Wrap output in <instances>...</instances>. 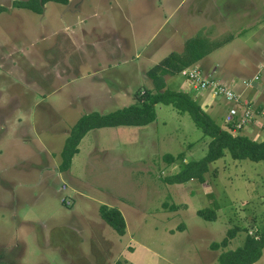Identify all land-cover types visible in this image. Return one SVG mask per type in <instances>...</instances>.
Listing matches in <instances>:
<instances>
[{
    "label": "rangeland",
    "instance_id": "374dc122",
    "mask_svg": "<svg viewBox=\"0 0 264 264\" xmlns=\"http://www.w3.org/2000/svg\"><path fill=\"white\" fill-rule=\"evenodd\" d=\"M16 4L0 9V264H219L222 252L264 229L263 162L234 161L225 152L208 166L202 183H164L202 159L210 142L188 113L172 106L155 105V120L146 126L89 131L67 170L59 156L80 117L137 104L152 87L146 71L177 53L180 32L170 30L176 25L171 10L177 8L179 17L198 15L203 23L196 29L205 25L219 43L250 23L247 12L258 17L252 22L259 29L263 0H82L78 12L45 2L39 13L31 10L35 0L27 2L30 8ZM235 18L241 26L230 25ZM107 24L124 40L105 32ZM263 41L264 34L251 49L255 56L239 39L215 50L203 70L218 65L220 78L197 65L185 69L198 67L264 113ZM237 64L248 71L239 74ZM255 77L257 83L247 86ZM178 78L164 77L167 87L226 110L220 94ZM257 120L240 135L264 141ZM166 154L184 158L167 164ZM102 205L121 213L123 236L102 220ZM199 211L213 212L215 220L202 219ZM234 228L226 249H210ZM255 264H264V248Z\"/></svg>",
    "mask_w": 264,
    "mask_h": 264
},
{
    "label": "trees",
    "instance_id": "16d2710c",
    "mask_svg": "<svg viewBox=\"0 0 264 264\" xmlns=\"http://www.w3.org/2000/svg\"><path fill=\"white\" fill-rule=\"evenodd\" d=\"M31 8L35 12L41 11L38 5ZM57 2L67 4V0H42L45 2ZM22 8L27 3L16 1ZM2 9V8H0ZM231 37L223 41L210 42L207 38L197 36L185 41L180 53H170L146 71L147 77L152 81V87L138 96V103L129 105L120 110L108 114L91 113L80 117L69 130L60 152L61 170H67L71 160L78 153V145L83 137L92 130L102 128L146 126L155 120V105L163 104L172 106L181 113H188L204 136L210 139L208 150L204 157L197 161L186 163L177 173L163 178L164 183L169 185H181L190 180L199 183L204 181V174L208 166L224 157L225 152L234 161L249 160L251 162L264 163V141L257 142L247 136L234 135L228 127H221L205 113L199 104L194 101L185 91L167 87L164 77H177L182 70L191 67L202 58L219 48ZM184 155L176 157L166 154L163 159L167 164H173L177 160H183ZM99 213L104 222L110 226L119 236L125 233V221L121 213L112 207L102 205ZM199 211L198 216L206 221H214L213 212ZM238 229L228 230L226 236L219 243H212L210 249L227 248L231 240L236 236ZM264 248V229L256 236L247 235L243 245L235 250L222 252L218 257L219 264H255L262 255Z\"/></svg>",
    "mask_w": 264,
    "mask_h": 264
},
{
    "label": "crops",
    "instance_id": "0c3cea01",
    "mask_svg": "<svg viewBox=\"0 0 264 264\" xmlns=\"http://www.w3.org/2000/svg\"><path fill=\"white\" fill-rule=\"evenodd\" d=\"M264 1V0H263ZM197 6V5H196ZM210 6V5H209ZM204 7H207V4H204L203 5V7L201 8L202 9V11H201V15L204 17L206 14H208V11L207 10H204ZM65 10H66V7H65ZM78 10H79V6H78V9H77V11L76 12H78ZM67 12V11H66ZM179 11H178V9L176 8V9H173V10H171L170 11V17H173V16H175V23H176V25H170V30H172V31H174L175 32V34L176 33H179L180 32V35H179V42H177V45H178V47H177V45H176V48H174L173 50H175L177 53H180L181 51H182V49H183V44H184V42H185V40H188V39H190V38H195V37H197V36H200V37H204V38H207L210 42H213L214 40H215V38H217V37H212V36H208L207 35V31H209V29L207 28L206 29V26L205 25H200L199 26V28L198 29H196V23L197 24H200V23H203V22H201V20L202 19H200V18H198V15H196V16H194V13L192 12L191 14H188V12L187 13H184V14H182L180 17L177 15V13H178ZM206 13V14H205ZM195 14H196V12H195ZM245 15H248L247 17H245V19H248V18H250V23L245 27V28H240L238 31H236V32H230L229 33V31H227L228 33H229V36L228 37H231V39L228 41V42H225L224 44H222L219 48H217V49H220V48H222V47H226L227 45H229V44H231L232 42H234L235 40H237V39H239V40H241V43L243 44V48L245 49V50H247V46L246 45H248V47H249V49H248V53L250 54V55H252V56H255V55H257L258 53H256V52H254V51H251V49H253V48H255L254 46L256 45V44H258V41H259V39L262 37V35L264 34V20L260 23V28L259 29H255V27H256V23H254V22H252V20H256L258 17L256 16V17H253V18H251V15H250V12H247ZM183 16H184V18H183ZM261 16V15H260ZM200 19V20H199ZM239 19H240V17H239ZM177 20H182L181 21V24L180 25H178V22H177ZM234 22L233 23H231L230 25H234V27H236L237 25H239V26H241L242 24L239 22H237V19L235 18L234 20H233ZM165 24V23H164ZM164 24H162L161 26H159L158 27V30L160 31V32H162L163 31V25ZM177 25H178V27H177ZM116 27H114L113 25H111V24H107L106 25V29H105V32H109L111 35H113L114 33H113V31H115V32H117L118 34H117V37H116V39H123L124 40V38L122 37V36H120L119 37V32H118V29H115ZM142 30V29H141ZM198 30V31H197ZM103 31V30H102ZM102 31H100V32H102ZM194 31H197V32H194ZM224 31H226V29L224 30ZM245 32H247V34H246V36H243V34L245 33ZM183 35H185V36H183ZM186 36H188V37H186ZM213 38V39H212ZM165 40V37H163L162 38V42ZM161 42V43H162ZM108 43V42H107ZM118 42H115V47H116V44H117ZM263 44H264V41H263ZM113 45H114V41H113ZM122 49V43H120L119 42V47H117L116 49H117V51H119V49ZM216 49V50H217ZM155 50H158L157 49V47H156V49ZM154 51V50H153ZM215 51V50H214ZM214 51H212L210 54H208L207 56H205L204 58H202L199 62H197L195 65H197V66H199L202 70L203 69H205V65H204V63L206 62V63H208V61L209 62H211V60L209 59V56L214 52ZM246 52V53H247ZM97 55L99 56H101V53L100 52H98L97 53ZM165 57V56H164ZM244 63V62H243ZM195 65H193V66H195ZM213 65V64H212ZM211 65V66H212ZM256 65V64H255ZM260 63H258V68H256L257 70H259V67H260ZM236 71L237 72H239V74L241 73V71L243 70L244 72H247L248 70H246V67L244 66V65H239V64H237L236 65ZM208 69H210V70H208ZM94 71V70H93ZM204 71V70H203ZM226 71V70H225ZM205 72V71H204ZM223 71H221L220 69H219V66L218 65H215V66H213V67H211V68H207L206 69V72L205 73H207V76H211V77H213V75H215V76H217V77H219L220 78V73H222ZM180 76V75H179ZM215 76L213 77V78H215ZM177 79H179L178 78V76L176 77ZM181 78V77H180ZM216 79V78H215ZM219 81H221V80H219ZM258 88V89H257ZM257 89V90H256ZM179 90H181V89H179ZM255 91L256 92H258V94H259V98L258 99H260L261 97H262V93H261V91H262V86L261 87H256L255 88ZM196 92V91H195ZM238 93V92H237ZM239 94H241V93H239ZM189 96H191V95H189ZM195 96H198L197 94L195 95ZM244 98H248V97H246V96H243ZM193 98L196 100V101H198L199 102V98H195L194 96H193ZM205 99V98H204ZM199 105H200V107L202 108V110L205 112V113H207L212 119H215L214 121H216L220 116H221V118H220V122L222 123L223 121H224V115H225V113H226V111H227V108H228V104H226V110H222V111H219L220 109H218V106L216 105V103L214 102V100H211V102H208V101H206V100H203L202 99V104L201 103H198ZM205 105V106H204ZM218 124V123H217ZM254 124V123H253ZM256 124L258 125V121L256 122ZM252 125V124H251ZM16 126V125H15ZM221 126V125H220ZM250 126V125H249ZM248 126V127H249ZM221 127H226L225 126V124H223V126H221ZM259 129L260 128H263L262 126H259L258 127ZM252 128L251 127H249V130H251ZM251 131H253V130H251ZM246 133V132H245ZM241 134V135H243V136H247L246 134ZM253 133V132H252ZM255 133V132H254ZM238 135H240V134H238ZM256 140V139H255ZM21 242H23V241H21ZM22 245H24V244H22Z\"/></svg>",
    "mask_w": 264,
    "mask_h": 264
},
{
    "label": "built area",
    "instance_id": "2783aa9c",
    "mask_svg": "<svg viewBox=\"0 0 264 264\" xmlns=\"http://www.w3.org/2000/svg\"><path fill=\"white\" fill-rule=\"evenodd\" d=\"M180 75H183L188 81L196 84L198 88L211 89L214 94H220L223 97L225 102L229 105L224 115V124L234 135L240 134V131L243 130L246 125L254 123V118L258 119L259 126L264 127V113H260L256 108H253L250 99L244 98L243 95L233 91L230 87L220 85L213 81V79L204 77L198 67H194L190 70H182ZM258 80L259 78L255 77L245 84L252 87Z\"/></svg>",
    "mask_w": 264,
    "mask_h": 264
},
{
    "label": "water",
    "instance_id": "95a60500",
    "mask_svg": "<svg viewBox=\"0 0 264 264\" xmlns=\"http://www.w3.org/2000/svg\"><path fill=\"white\" fill-rule=\"evenodd\" d=\"M13 1H20L22 3H27L30 0H0V7L10 8ZM82 0H69L66 10L68 12H75L78 9V6L81 4Z\"/></svg>",
    "mask_w": 264,
    "mask_h": 264
},
{
    "label": "flooded vegetation",
    "instance_id": "af4514ba",
    "mask_svg": "<svg viewBox=\"0 0 264 264\" xmlns=\"http://www.w3.org/2000/svg\"><path fill=\"white\" fill-rule=\"evenodd\" d=\"M31 1H32V0H31ZM37 1H38V5L41 6V8H42V6H43L45 3L42 4V0H37ZM14 2H16V1H13V2H12V7H14V6H13ZM50 2H52V1H50ZM47 3H48V2H47ZM54 3H57V2H54ZM68 3H69V0H67V4H61V3H57V4H61V5H64V7H67ZM0 8H2V7H0Z\"/></svg>",
    "mask_w": 264,
    "mask_h": 264
}]
</instances>
